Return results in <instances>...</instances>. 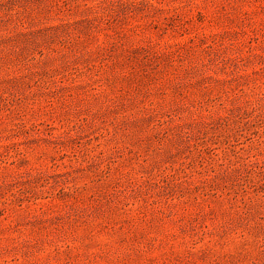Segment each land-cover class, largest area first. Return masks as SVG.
I'll use <instances>...</instances> for the list:
<instances>
[{"label": "rangeland", "instance_id": "rangeland-1", "mask_svg": "<svg viewBox=\"0 0 264 264\" xmlns=\"http://www.w3.org/2000/svg\"><path fill=\"white\" fill-rule=\"evenodd\" d=\"M0 264H264V0H0Z\"/></svg>", "mask_w": 264, "mask_h": 264}]
</instances>
